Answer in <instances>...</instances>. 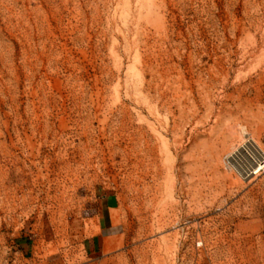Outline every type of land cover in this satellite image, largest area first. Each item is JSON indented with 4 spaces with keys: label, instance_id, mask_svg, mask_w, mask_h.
Listing matches in <instances>:
<instances>
[{
    "label": "rangeland",
    "instance_id": "rangeland-1",
    "mask_svg": "<svg viewBox=\"0 0 264 264\" xmlns=\"http://www.w3.org/2000/svg\"><path fill=\"white\" fill-rule=\"evenodd\" d=\"M250 140L264 0H0V264H264Z\"/></svg>",
    "mask_w": 264,
    "mask_h": 264
},
{
    "label": "crops",
    "instance_id": "crops-1",
    "mask_svg": "<svg viewBox=\"0 0 264 264\" xmlns=\"http://www.w3.org/2000/svg\"><path fill=\"white\" fill-rule=\"evenodd\" d=\"M101 210L97 213L98 229L89 240V248L92 252L104 251L108 246V240L115 237L112 212L118 207V198L113 193L101 197Z\"/></svg>",
    "mask_w": 264,
    "mask_h": 264
},
{
    "label": "bare ground",
    "instance_id": "bare-ground-1",
    "mask_svg": "<svg viewBox=\"0 0 264 264\" xmlns=\"http://www.w3.org/2000/svg\"><path fill=\"white\" fill-rule=\"evenodd\" d=\"M241 155H244L246 159L239 160L238 156ZM229 160L243 178H248L264 169V150L256 141L250 140L248 144L235 149L229 156Z\"/></svg>",
    "mask_w": 264,
    "mask_h": 264
}]
</instances>
